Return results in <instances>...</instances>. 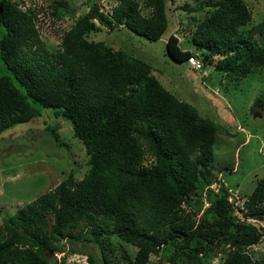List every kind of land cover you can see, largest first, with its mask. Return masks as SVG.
I'll list each match as a JSON object with an SVG mask.
<instances>
[{
    "label": "trees",
    "instance_id": "1",
    "mask_svg": "<svg viewBox=\"0 0 264 264\" xmlns=\"http://www.w3.org/2000/svg\"><path fill=\"white\" fill-rule=\"evenodd\" d=\"M143 1L147 15L138 0H118L110 13L92 3L52 53L33 14L17 1L0 0V58L9 72L0 75V134L37 117L30 100L37 102L71 122L88 165L82 178L69 171L52 190L1 219L0 264H50L49 253L63 240L95 243L100 258L89 253L88 264L121 258L147 264L160 249L172 253L151 264H178L183 257L210 264L217 251L224 252L221 264H264L243 250L264 238V228L234 213L224 184L216 192L209 188L213 144L223 128L164 88L147 61L90 38L101 26H124L159 39L169 23V0ZM207 7L186 40L200 52L199 69L212 65L238 80L264 68V42L252 38L264 34V20L242 38L241 27L251 19L244 0H211ZM165 45L173 59L199 70L188 61L198 57L181 48L175 34ZM262 106L259 96L251 108ZM47 129L56 140L55 127ZM242 208L264 215V175Z\"/></svg>",
    "mask_w": 264,
    "mask_h": 264
},
{
    "label": "rangeland",
    "instance_id": "2",
    "mask_svg": "<svg viewBox=\"0 0 264 264\" xmlns=\"http://www.w3.org/2000/svg\"><path fill=\"white\" fill-rule=\"evenodd\" d=\"M35 17L40 38L48 52H56L62 34L92 3L110 13L118 0H13ZM144 15L149 9L138 0ZM211 0H169L168 26L157 40H148L124 26L109 29L101 26L90 33L93 40L123 49L151 65L152 75L172 94L194 106L198 113L219 124L226 133H218L213 144L215 162L208 175L209 188L216 192L221 184L228 188L234 213L264 228V215L245 213L243 201L264 175V68L253 69L241 79H228L212 65L194 70L187 61H177L166 51V39L175 34L179 46L190 49L200 57L189 39L194 21L206 13ZM57 2L61 3L59 7ZM251 11L250 21L243 29L247 37L249 27L264 20V0H244ZM241 29L239 32H241ZM245 29V30H244ZM4 29L0 25V37ZM252 38L264 42V34L256 31ZM199 61H201L199 59ZM9 73L0 58V75ZM262 96L263 106L252 110L253 102ZM40 114L25 122L5 128L0 134V222L22 205L52 190L71 171L78 179L87 172V155L81 141L73 135L71 122L55 116L51 108L30 100ZM55 127V140L47 127ZM149 164V158L144 159ZM208 205L205 202L204 207ZM116 244V243H115ZM128 253L135 248L121 245ZM57 252L49 253L50 264H88L87 255L99 260V248L93 242L63 240L56 244ZM118 247V245H117ZM120 248L118 247L117 255ZM252 258L264 262V238L258 244L243 248ZM165 253V252H164ZM150 254L147 264L166 260L172 250L164 254ZM224 252L217 251L210 264H221ZM124 264V259H116ZM178 264H192L183 257Z\"/></svg>",
    "mask_w": 264,
    "mask_h": 264
},
{
    "label": "built area",
    "instance_id": "3",
    "mask_svg": "<svg viewBox=\"0 0 264 264\" xmlns=\"http://www.w3.org/2000/svg\"><path fill=\"white\" fill-rule=\"evenodd\" d=\"M188 61H189V64L195 69H199L201 67V62L199 61L198 58H195V57L189 58Z\"/></svg>",
    "mask_w": 264,
    "mask_h": 264
}]
</instances>
